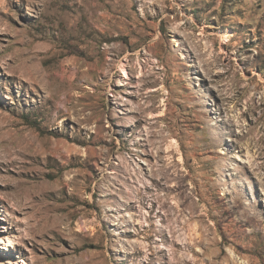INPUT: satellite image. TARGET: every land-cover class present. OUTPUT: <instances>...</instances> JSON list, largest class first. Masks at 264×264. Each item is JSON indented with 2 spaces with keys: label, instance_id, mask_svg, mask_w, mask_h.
Wrapping results in <instances>:
<instances>
[{
  "label": "rangeland",
  "instance_id": "1",
  "mask_svg": "<svg viewBox=\"0 0 264 264\" xmlns=\"http://www.w3.org/2000/svg\"><path fill=\"white\" fill-rule=\"evenodd\" d=\"M0 264H264V0H0Z\"/></svg>",
  "mask_w": 264,
  "mask_h": 264
},
{
  "label": "trees",
  "instance_id": "2",
  "mask_svg": "<svg viewBox=\"0 0 264 264\" xmlns=\"http://www.w3.org/2000/svg\"><path fill=\"white\" fill-rule=\"evenodd\" d=\"M26 120H28V125H31V126H33V125H36V122H30V118L27 116L26 118H25Z\"/></svg>",
  "mask_w": 264,
  "mask_h": 264
},
{
  "label": "bare ground",
  "instance_id": "3",
  "mask_svg": "<svg viewBox=\"0 0 264 264\" xmlns=\"http://www.w3.org/2000/svg\"><path fill=\"white\" fill-rule=\"evenodd\" d=\"M124 70V69H123ZM181 158V157H180Z\"/></svg>",
  "mask_w": 264,
  "mask_h": 264
}]
</instances>
